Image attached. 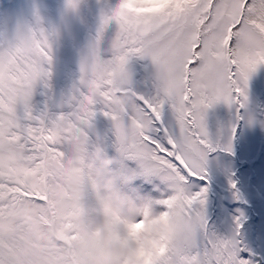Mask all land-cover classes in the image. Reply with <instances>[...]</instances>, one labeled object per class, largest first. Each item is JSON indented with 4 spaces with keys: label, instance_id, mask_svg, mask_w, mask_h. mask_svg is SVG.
Listing matches in <instances>:
<instances>
[{
    "label": "snow or ice",
    "instance_id": "1",
    "mask_svg": "<svg viewBox=\"0 0 264 264\" xmlns=\"http://www.w3.org/2000/svg\"><path fill=\"white\" fill-rule=\"evenodd\" d=\"M167 2L180 7L129 24L119 15L120 0H97L88 52L78 61L75 80L59 97L51 85L57 30L46 28L34 11L27 42L13 44L6 30L0 32V210L19 200L42 203L28 187L29 173L42 153L63 163L66 138L73 133L92 138L98 113L113 123L105 95L109 85L93 71L96 58L124 60L128 69L129 62L139 58L154 69L152 90L137 91L130 72L134 111L120 118L139 113L143 128L135 140L118 146L119 151L138 177L153 185L151 197L159 211L177 201L197 224L192 243L172 249L161 264H259L241 239L244 212L237 209L230 234H221L208 224L207 185L193 188L196 181H207L211 152L232 153L236 125L225 143H214L205 118L210 108L223 103L236 106L237 121L243 119L239 109L246 105L248 82L264 66V0ZM79 5L80 0L65 2L71 11ZM107 25L115 32L110 47L102 51L98 41ZM38 86L44 90L39 105L34 100ZM145 156L147 165L138 167ZM46 179L54 182L56 177ZM229 185L236 190V181L229 178ZM234 197L239 200L238 190ZM10 248L0 241V264H10Z\"/></svg>",
    "mask_w": 264,
    "mask_h": 264
},
{
    "label": "clouds",
    "instance_id": "2",
    "mask_svg": "<svg viewBox=\"0 0 264 264\" xmlns=\"http://www.w3.org/2000/svg\"><path fill=\"white\" fill-rule=\"evenodd\" d=\"M179 7L167 0H120L118 12L135 24ZM32 23L0 14V32L10 31L13 44L27 42ZM87 52L88 43L80 57ZM93 71L109 85L105 95L114 114L115 153L109 155L102 144L76 133L61 145L63 163L42 153L28 187L43 202L19 200L0 210V241L11 244L10 264H161L172 249L192 243L196 221L177 201L159 211L153 197L137 192L138 174L119 151L143 128L139 113L120 118L135 104L126 61L99 55ZM147 162L145 156L138 167ZM51 176L54 182L46 179Z\"/></svg>",
    "mask_w": 264,
    "mask_h": 264
},
{
    "label": "rangeland",
    "instance_id": "3",
    "mask_svg": "<svg viewBox=\"0 0 264 264\" xmlns=\"http://www.w3.org/2000/svg\"><path fill=\"white\" fill-rule=\"evenodd\" d=\"M9 8L7 0H0V14L7 12ZM96 8L97 0H80L78 10L67 12L62 1L56 0L46 8L49 18L43 19V23L46 28H55L54 23L62 27L70 23L76 24L79 39L74 45H76L77 50L86 44L87 34L93 30ZM25 19L34 21L33 17L27 15H25ZM114 32L115 27L112 25H107L102 30L98 41V46L102 51L110 47L109 43ZM61 40L60 46L68 47L70 45V38L67 33H61ZM54 59L55 55L53 54ZM74 61L64 58L60 62L52 63L51 85L57 97L71 86L77 76L78 65ZM260 69L262 70L263 83L256 86L258 79L252 75L247 88L255 99L261 123L253 119L250 128L248 127L245 131L244 109L246 105L239 109V114L243 119L238 121L235 119L237 107L233 106V125H236V133L232 141V153L229 154L219 149L211 152L207 160V181H196V187L193 190L198 191L200 186L207 185L206 215L208 224L221 234H230L233 227L232 218L237 215V209L244 212L246 220L241 229V239L256 254L253 259L259 261V264H264V201L262 199V197L264 198V66H261ZM129 71L132 73L137 91L147 93L152 90L154 69L147 60L133 58L129 62ZM43 92L44 90L38 86L34 96L38 105L44 100ZM213 107L206 114V127L209 138L214 143L223 144L231 136V132L229 136L227 134L229 110L227 105L217 104L220 120L214 130L212 118L215 112ZM234 108L236 110L235 116ZM166 115L167 113H165V120L167 121L170 118H167ZM97 123L101 124V131L97 128ZM90 134L94 141L105 147L109 155L115 153L112 123L109 119L98 113ZM129 167L132 166L129 165ZM229 178L237 182L236 190L239 192V200L234 197L236 190L230 187ZM133 187L142 195H155L153 185L143 177H138Z\"/></svg>",
    "mask_w": 264,
    "mask_h": 264
},
{
    "label": "bare ground",
    "instance_id": "4",
    "mask_svg": "<svg viewBox=\"0 0 264 264\" xmlns=\"http://www.w3.org/2000/svg\"><path fill=\"white\" fill-rule=\"evenodd\" d=\"M55 1L56 0H7V4L9 3V7H10L9 10H7V12L12 14L13 20L15 21V20H19L21 18L25 19V15L31 16L34 18V16H33L34 11H38L39 15L41 16V18L43 20V19L49 18V14L46 11V8L48 7L49 4H51ZM61 1H62V4L65 6L66 0H61ZM66 11L69 12L70 10L66 9ZM54 27L57 30L58 35L55 38V41L53 43V54L55 55V59L53 60V63L54 62H56V63L60 62L64 58H67L69 60H75L74 62L78 65V61L80 59V52H81V49L83 47L76 50V45H74V43H77V41L79 39V32L77 30V25L70 23V24L62 27V26H58L54 23ZM7 32L9 34V36L12 35V33L10 31H7ZM61 33H64V34L67 33L69 35L70 45L68 47H62L59 45L60 43H62ZM89 36H90V32H88V34H87V42H88ZM110 43H109V45H110ZM260 68L261 67H259L257 72L253 74L258 79V83L256 84V86L263 83V81H262V77H263L262 76V70ZM246 95H247V101H246V108L244 109L245 131L252 123V122L249 123V117H251L252 120L254 119L255 121H258L261 123V119H260L261 117L257 113V105L255 102V99L252 97L250 90L248 88L246 89ZM228 110H229V122H228L227 134L229 136L233 122H234L233 107H231V108L228 107ZM213 111L215 112V114L213 116L214 119L212 118V121H213L214 130H215L216 126L218 125V122L220 120V116L218 114L219 109H218L217 105H215L213 107ZM216 113H217V115H216ZM166 116H167V118H170L169 114H167ZM100 126H101V124L97 123V128L99 129V131H101ZM261 174H262V172L260 173V175Z\"/></svg>",
    "mask_w": 264,
    "mask_h": 264
},
{
    "label": "trees",
    "instance_id": "5",
    "mask_svg": "<svg viewBox=\"0 0 264 264\" xmlns=\"http://www.w3.org/2000/svg\"><path fill=\"white\" fill-rule=\"evenodd\" d=\"M262 197V196H261ZM263 201H264V198L262 197Z\"/></svg>",
    "mask_w": 264,
    "mask_h": 264
}]
</instances>
